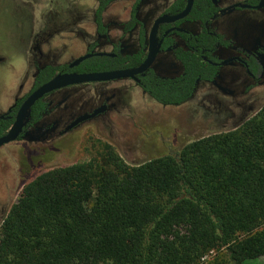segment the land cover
I'll return each mask as SVG.
<instances>
[{
  "label": "trees",
  "instance_id": "1",
  "mask_svg": "<svg viewBox=\"0 0 264 264\" xmlns=\"http://www.w3.org/2000/svg\"><path fill=\"white\" fill-rule=\"evenodd\" d=\"M110 1L101 0L96 13L101 33ZM135 21L134 12L131 25ZM200 54L182 51L178 76L147 71L141 88L164 105L191 100L198 79L212 80L216 73ZM122 60L130 63L92 57L73 70L136 67L142 61L141 54ZM34 69L33 89L69 70L37 63ZM27 95L0 117V137ZM49 111L48 101L38 100L29 125ZM101 156L50 169L23 186L0 228V264H196L222 249L224 255L209 264L264 257V107L238 128L195 139L174 155L132 167L111 146Z\"/></svg>",
  "mask_w": 264,
  "mask_h": 264
},
{
  "label": "rangeland",
  "instance_id": "2",
  "mask_svg": "<svg viewBox=\"0 0 264 264\" xmlns=\"http://www.w3.org/2000/svg\"><path fill=\"white\" fill-rule=\"evenodd\" d=\"M68 1L0 0V110H5L14 97L23 96L32 87L33 72L29 62L33 56L29 48L32 37L42 27V11L53 23L59 12L70 9ZM217 26L236 43L251 47L264 41V10L238 9L219 20ZM60 27L53 26L39 34L34 51L42 63L58 64L83 53L94 30L92 25H86L83 37L77 26L57 29ZM134 38L131 36L127 42L131 44ZM116 83L120 88L114 87L115 83L108 84L118 92L117 106L109 112L49 142L25 140L1 146L0 213L4 210L0 214V228L7 212L18 201L23 186L45 171L100 159L106 153V146H111L131 167L174 155L195 139L238 128L264 107V87L232 98L202 84L188 103L163 106L128 79L116 80ZM94 93L72 95L67 113L86 112ZM224 252V249L211 250L196 264H209ZM243 264H264V257L248 259Z\"/></svg>",
  "mask_w": 264,
  "mask_h": 264
},
{
  "label": "flooded vegetation",
  "instance_id": "3",
  "mask_svg": "<svg viewBox=\"0 0 264 264\" xmlns=\"http://www.w3.org/2000/svg\"><path fill=\"white\" fill-rule=\"evenodd\" d=\"M100 4L101 0H69L68 6H70V9L61 11L62 13L59 12L53 23L44 17L46 13L42 11V27L40 31L36 32L37 34L35 33L32 37V40H34L33 42L31 41V47L29 48V51L33 56V59L29 62V69L33 72L32 87L30 91L23 96L27 94L29 95L39 87L33 89L36 75V70L34 69L35 63L40 66L66 65L69 69L58 71L56 74L90 73L101 71L77 72L73 69L79 64L74 67H70V64L87 53L106 52L110 53V55L103 56L120 59L121 65L124 66L129 64L130 61H123V57L141 54L142 61L136 67H121L103 71L137 68L143 63L148 54L149 34L155 21L159 18H165L158 26L157 37L158 42H160L159 52L152 67L147 71H155L162 77L181 75L184 67L179 58V54L182 51H190L193 54H198V51L200 50V56L202 57L201 63L213 66L216 73L212 80L198 79V87L194 97L198 93L200 85L202 84H206L218 93L232 98L241 95L245 96L258 87H264V41H260L251 47H244L240 45V43H236L230 35L221 31L217 26L219 20L227 17L238 9L264 10V0H193V4L188 14L177 20H171L170 18L181 14L186 9L188 0H112L108 3L102 13V22L106 27V33L98 31L96 24V13ZM153 9L155 10V13L152 12ZM134 12L136 21L131 25ZM197 16L201 17L198 18ZM60 25L61 27L57 28L59 30H62L67 26H71V28L77 26L79 33L82 34L83 37L86 25H92L94 30L91 34V38L89 37L86 42L85 51L83 53L68 61H61L58 64L42 63L35 56L36 53L34 51V47L38 46V36L40 33L53 29V26ZM33 26L36 28V25ZM142 32L144 36L143 40L141 37ZM183 34L188 35L189 37L185 38ZM89 35L90 34H87V36ZM131 36L135 38L130 44L127 40ZM147 71L137 74L136 76L138 80L132 77L121 79H128L130 82L140 86V78L144 76ZM116 80L76 84L46 94L43 98L48 101L50 111L44 115L38 123L34 125H29L28 123L18 139L11 143L13 144L25 140L49 142L65 135L82 123L109 112V110L117 106L116 97L118 92L116 89L109 88L111 86L108 84L115 83L116 86L114 87L120 88L117 85ZM98 83L103 84L98 87V85H96ZM99 88L100 90L98 91ZM143 92V94L147 95V97L160 105L180 106L161 104L144 90ZM93 93L96 96L93 95V100L87 107L88 110L86 112L72 115L67 113L66 108L69 98L72 95L85 96ZM21 97H14L12 103L5 110H0V117H3L4 114L9 111L10 107L15 104L16 100ZM189 101L185 103H188ZM97 110L100 111L96 115H93L71 127L79 117L92 115ZM48 118L49 120H46Z\"/></svg>",
  "mask_w": 264,
  "mask_h": 264
},
{
  "label": "water",
  "instance_id": "4",
  "mask_svg": "<svg viewBox=\"0 0 264 264\" xmlns=\"http://www.w3.org/2000/svg\"><path fill=\"white\" fill-rule=\"evenodd\" d=\"M193 4V0H188V5L186 9L179 15L173 16L170 19L171 20H177L180 18L185 17L191 6ZM165 18H159L155 21L153 28L150 31L149 34V49L148 54L143 61V63L138 66L137 68L133 69H117V70H110V71H101V72H90V73H59L53 76L49 81L45 82L38 88H36L34 91H32L22 102L20 105L18 112L15 116V120L8 130L6 134L0 137V147L11 143L18 139L20 134L22 133L24 127L29 122V117L31 114V108L32 106L41 98H43L46 94L51 93L55 90L76 85V84H85V83H92V82H103V81H111L121 78H137V74L144 73L148 69H150L155 61V58L159 52V46L160 42H158V26L159 23L162 22ZM103 55H110V53L106 52H93V53H87L76 60H74L70 67H74L78 64H80L82 61L93 57V56H103ZM100 110H97L92 115H84L79 117L72 125H76L79 122H82L89 117L96 115Z\"/></svg>",
  "mask_w": 264,
  "mask_h": 264
}]
</instances>
